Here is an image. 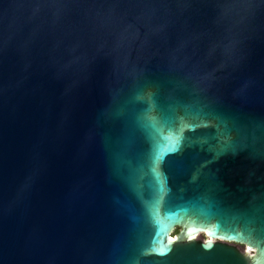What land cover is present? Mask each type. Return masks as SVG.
<instances>
[{"label": "water", "instance_id": "95a60500", "mask_svg": "<svg viewBox=\"0 0 264 264\" xmlns=\"http://www.w3.org/2000/svg\"><path fill=\"white\" fill-rule=\"evenodd\" d=\"M0 264H264V0H0Z\"/></svg>", "mask_w": 264, "mask_h": 264}, {"label": "rangeland", "instance_id": "374dc122", "mask_svg": "<svg viewBox=\"0 0 264 264\" xmlns=\"http://www.w3.org/2000/svg\"><path fill=\"white\" fill-rule=\"evenodd\" d=\"M179 230V228H176V230L175 231H178ZM206 237V234H204V233H200L198 236H197V238H205ZM248 249V248H247Z\"/></svg>", "mask_w": 264, "mask_h": 264}, {"label": "bare ground", "instance_id": "6f19581e", "mask_svg": "<svg viewBox=\"0 0 264 264\" xmlns=\"http://www.w3.org/2000/svg\"><path fill=\"white\" fill-rule=\"evenodd\" d=\"M199 234L196 235V237L198 236ZM249 251H251V248H248Z\"/></svg>", "mask_w": 264, "mask_h": 264}]
</instances>
